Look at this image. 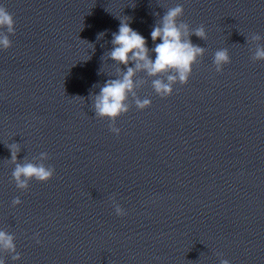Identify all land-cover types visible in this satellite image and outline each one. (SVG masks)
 Instances as JSON below:
<instances>
[{
    "label": "clouds",
    "instance_id": "obj_1",
    "mask_svg": "<svg viewBox=\"0 0 264 264\" xmlns=\"http://www.w3.org/2000/svg\"><path fill=\"white\" fill-rule=\"evenodd\" d=\"M183 15L182 5H176L165 11L151 30V40L155 44L151 50L147 46L146 38L130 27L129 17L124 16L119 19L118 31L112 33V48L106 56L116 64L123 65L126 71L117 68L115 78L108 79L100 87L98 94L91 95L95 116L111 121L109 130L117 136L120 134V129L116 127L115 122L129 112L130 98L138 110L151 106L150 99H140L137 95L136 88L141 86V82L134 79L137 72L143 71L148 77H152L151 87L154 92L161 98H167L172 95L174 85L188 83L193 66L204 55L205 49L193 44L190 39L192 35H195L199 39L206 40L207 33L204 26L191 29L189 24L181 20ZM0 29L6 30L0 31V49L7 50L12 46L9 36L15 34V20L3 5H0ZM103 36L104 33H100L98 37ZM261 38L259 34L251 35L253 41H259ZM158 40L160 43H156ZM150 51L155 53V59L150 56ZM252 60L264 61V45L256 47ZM230 62L227 49H220L214 53L213 63L217 72H222L224 65ZM165 74H167L166 78H160ZM7 147L11 152V161L15 164L12 178L18 189L26 191L32 180L46 183L53 178L55 174L53 167L46 166L44 163H19L20 146L17 143H11ZM40 158L48 159V154L42 152ZM19 204H21L19 197L14 198L12 205ZM113 207L116 215L127 214L114 199ZM37 243H40L38 238ZM0 250L10 254L13 260L20 259V254L16 251L15 236L3 230H0ZM0 264H5V260L0 258ZM220 264H230V262L221 259Z\"/></svg>",
    "mask_w": 264,
    "mask_h": 264
}]
</instances>
